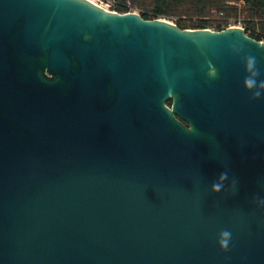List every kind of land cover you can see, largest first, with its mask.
<instances>
[{
    "label": "water",
    "instance_id": "obj_1",
    "mask_svg": "<svg viewBox=\"0 0 264 264\" xmlns=\"http://www.w3.org/2000/svg\"><path fill=\"white\" fill-rule=\"evenodd\" d=\"M248 57L264 81L238 27L0 0V264H264Z\"/></svg>",
    "mask_w": 264,
    "mask_h": 264
},
{
    "label": "trees",
    "instance_id": "obj_2",
    "mask_svg": "<svg viewBox=\"0 0 264 264\" xmlns=\"http://www.w3.org/2000/svg\"><path fill=\"white\" fill-rule=\"evenodd\" d=\"M129 1L132 7L138 8L145 20L185 18L187 21H178L180 29H204L215 22L209 19L240 18L237 8L240 7L246 17V31L249 37L264 42V0H117ZM121 11V10H120ZM209 19V21L189 20ZM257 31V32H256Z\"/></svg>",
    "mask_w": 264,
    "mask_h": 264
},
{
    "label": "clouds",
    "instance_id": "obj_3",
    "mask_svg": "<svg viewBox=\"0 0 264 264\" xmlns=\"http://www.w3.org/2000/svg\"><path fill=\"white\" fill-rule=\"evenodd\" d=\"M246 71L249 73L244 77V80L242 81V87L245 88V90L251 91L253 97H260L261 95H264V81H258L256 79L258 73L255 71V59L253 57H248L246 59ZM226 179L225 174H221L219 177L220 181H223ZM222 184L221 183H215L211 186V191L217 192L220 190ZM230 237V233L227 231H223L218 236V245L221 248H225L228 244V240Z\"/></svg>",
    "mask_w": 264,
    "mask_h": 264
},
{
    "label": "built area",
    "instance_id": "obj_4",
    "mask_svg": "<svg viewBox=\"0 0 264 264\" xmlns=\"http://www.w3.org/2000/svg\"><path fill=\"white\" fill-rule=\"evenodd\" d=\"M104 1L108 4V7L112 10L111 12L135 13L139 15L142 13V11H140L139 9H136V7H132L129 1H125V2H118L117 0H104ZM172 20H175V18H172ZM194 21H209V19H200V20H194ZM212 21L215 23L212 26H208L204 29L210 30V31H221V30H225L226 28L238 27V28H241L246 35L249 36L250 34L249 31H246L245 21L242 18H237V19L235 18L220 19L219 18V19H213Z\"/></svg>",
    "mask_w": 264,
    "mask_h": 264
},
{
    "label": "rangeland",
    "instance_id": "obj_5",
    "mask_svg": "<svg viewBox=\"0 0 264 264\" xmlns=\"http://www.w3.org/2000/svg\"><path fill=\"white\" fill-rule=\"evenodd\" d=\"M96 4H98L99 6L103 7L104 9L106 10H109V11H112L109 7H108V4L104 1V0H93ZM238 10H237V16L236 17H240V18H245L246 15L245 13L242 12L241 8L240 7H236ZM138 9V8H136ZM214 15L210 16L209 19H214L215 17H213ZM165 20H168L170 23L176 25L178 23V21H187L188 19H185V18H175V20H172L171 18L170 19H165ZM189 21L191 22H196L194 21V19H190Z\"/></svg>",
    "mask_w": 264,
    "mask_h": 264
},
{
    "label": "bare ground",
    "instance_id": "obj_6",
    "mask_svg": "<svg viewBox=\"0 0 264 264\" xmlns=\"http://www.w3.org/2000/svg\"><path fill=\"white\" fill-rule=\"evenodd\" d=\"M91 2H93L94 4H96L93 0H90ZM97 5V4H96Z\"/></svg>",
    "mask_w": 264,
    "mask_h": 264
}]
</instances>
